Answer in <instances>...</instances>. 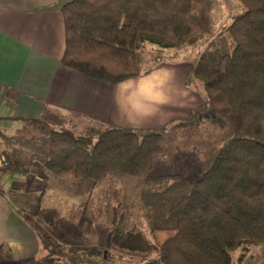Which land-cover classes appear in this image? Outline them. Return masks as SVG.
<instances>
[{
    "label": "trees",
    "instance_id": "trees-1",
    "mask_svg": "<svg viewBox=\"0 0 264 264\" xmlns=\"http://www.w3.org/2000/svg\"><path fill=\"white\" fill-rule=\"evenodd\" d=\"M224 1L228 19L217 32L213 17L220 0L64 5V65L119 84L158 64L148 63L147 43L160 48L157 57L164 56L162 49H173L176 56L205 44L191 74L202 85L204 100L189 122L171 120L159 129L99 124L82 134L50 129L22 136L0 130V171L31 181L53 176L66 191L79 183L92 188L113 176L152 171L166 156L167 133L177 132L179 124L223 121L233 134L221 142L196 143L193 178L167 185L164 178L147 177L156 183L144 185L142 199L152 238L129 227L125 212L115 208L107 211L111 221L98 246L59 244L32 226L40 239L38 253L17 260L0 244V264H238L252 247L264 244V0H237L240 14L233 11V0Z\"/></svg>",
    "mask_w": 264,
    "mask_h": 264
},
{
    "label": "crops",
    "instance_id": "crops-1",
    "mask_svg": "<svg viewBox=\"0 0 264 264\" xmlns=\"http://www.w3.org/2000/svg\"><path fill=\"white\" fill-rule=\"evenodd\" d=\"M69 1L0 0V121L6 114L16 122L43 121L49 130L74 131L79 126L118 125L127 117L136 124L156 127L149 129L174 120L173 105H183L189 97L181 96L179 87L165 95L163 87H158L160 80L147 76L108 84L62 63L66 50L63 7ZM132 107L137 114L130 115ZM192 111L187 112V119ZM7 175L0 171V191ZM22 179L16 176L15 185ZM2 197L0 193V244L9 246L17 260L34 257L40 246L37 233L20 210Z\"/></svg>",
    "mask_w": 264,
    "mask_h": 264
},
{
    "label": "rangeland",
    "instance_id": "rangeland-1",
    "mask_svg": "<svg viewBox=\"0 0 264 264\" xmlns=\"http://www.w3.org/2000/svg\"><path fill=\"white\" fill-rule=\"evenodd\" d=\"M233 1H231L233 7L236 5L233 11L239 14L242 13L243 9L237 7V0ZM229 8L228 3L220 0V5L214 11V32H217L220 26L227 21ZM204 49L205 44L178 53L176 56L170 53L173 49H162L164 56L157 57L160 48L151 43L146 44L145 50L148 63L158 64H155L152 71L144 76L160 80L161 84L158 87H163L165 95L170 93L169 89L175 93L178 87L183 91L181 96L189 94L188 101H184L183 105H173V109H175L174 121L180 124L189 122L187 120L189 113L204 100L202 85L197 83L191 75L195 61ZM165 78L167 80L162 83V79ZM126 95L134 99L132 94ZM155 101L164 103L163 100L157 99ZM155 101L150 100L149 103L155 105ZM164 105L170 107L169 103H164ZM177 108H180L179 112L176 111ZM137 113L138 110L132 107L130 115ZM5 116L7 117L0 121V128L7 130L9 136L44 134L49 130L43 121L32 123L21 119V121L16 122V119H12L6 114ZM171 118L169 116L168 120ZM120 122L122 123L117 126L123 128H126V125L130 129L136 130L156 128L136 124L138 122L135 119H129L128 117L123 118ZM180 124L179 131L167 133L166 135V156L161 157L154 169L145 175L135 177L113 176L92 188L88 186L89 184L86 186L84 183H79L73 191H66L60 181L53 176L48 179L40 177L34 181L23 178L20 185H15L14 179L17 175L8 174L5 182L2 181V191L0 193L6 203L14 205L17 210L19 209L20 214L30 222V225L32 224L41 232L42 238H51L59 244L83 245L89 243L91 246H98L101 242L102 228L108 226L111 221V215H108L107 211H114L115 208L125 212L129 227H136L148 234L149 238H152L149 234V223L145 217L147 208L142 202L146 193L143 188L144 185L153 186L151 183L153 181H148L147 177L162 180L164 178L167 185L181 179L193 178L198 168V153L200 150V147H196V143L200 144L203 141L221 142L233 134L232 130L223 121L205 122L200 127L188 125L187 128L180 126ZM80 127L83 128V126H79L74 132L76 134L86 133L87 129L81 130ZM0 142L2 143L1 138ZM155 185L156 183H154ZM15 189L18 192L14 195ZM85 208H87V212L84 220ZM93 229H96V231ZM89 230L93 231L89 232ZM38 244H40V241H38ZM238 264H264V244L252 247L244 261H240Z\"/></svg>",
    "mask_w": 264,
    "mask_h": 264
}]
</instances>
